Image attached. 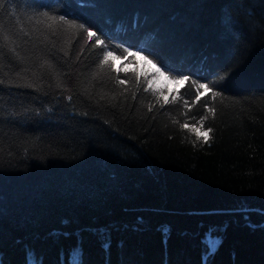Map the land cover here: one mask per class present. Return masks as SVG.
<instances>
[{"label": "trees", "instance_id": "16d2710c", "mask_svg": "<svg viewBox=\"0 0 264 264\" xmlns=\"http://www.w3.org/2000/svg\"><path fill=\"white\" fill-rule=\"evenodd\" d=\"M3 4L0 264H264V0Z\"/></svg>", "mask_w": 264, "mask_h": 264}, {"label": "snow or ice", "instance_id": "6c2138e0", "mask_svg": "<svg viewBox=\"0 0 264 264\" xmlns=\"http://www.w3.org/2000/svg\"><path fill=\"white\" fill-rule=\"evenodd\" d=\"M3 7H4L3 0H0V9H2ZM59 20L60 21H63L65 24H68L69 23V21L65 19V15H60L59 16ZM79 27L80 28H85V25L83 23H81L79 25ZM87 34H88V38L89 39H91L94 35H96V33L91 32V31H88ZM111 55H112V52L109 51L107 53V55L105 56V60H107V58L109 56H111ZM145 59H147V57H145ZM162 63L163 62L161 61V64ZM169 70L170 69L165 68V71H169ZM117 71H119V70H117ZM158 71H159V69H158ZM188 79H189L188 76H183L182 79H178L176 82L177 83H183L184 81H187ZM122 83H123V81H122ZM216 83L217 82H213V84H212V87L213 88L216 87ZM199 87L200 88H208V85L202 83V84L199 85ZM163 99H164L165 103L168 102V97L167 96H164ZM149 110H151V109H149ZM183 127H188V125L185 124V125H183ZM211 131H212L211 128H209V129H207L206 131H203V132H201V131H199L197 129L198 138H202L203 141H204V143H208L209 140L211 139V137L209 135L211 133ZM247 218L248 217L245 216V219H247ZM140 222L142 223V221H140ZM249 226H251V225H249ZM161 231H162L165 239H167L168 234H169V231H170L169 228L167 226H164V227H162ZM99 235L101 237V241H102L103 248L105 250H108L110 248V238H109L107 232L106 231L105 232H102ZM219 244H220L219 238L218 237H213L209 233L206 236L205 240H204V245H205V248H206V254L207 255L214 254L216 252V250L218 249ZM29 264H38V262L36 261L34 255L32 253H29ZM70 264H81L79 250H73L72 251L71 258H70Z\"/></svg>", "mask_w": 264, "mask_h": 264}, {"label": "rangeland", "instance_id": "374dc122", "mask_svg": "<svg viewBox=\"0 0 264 264\" xmlns=\"http://www.w3.org/2000/svg\"><path fill=\"white\" fill-rule=\"evenodd\" d=\"M135 58L139 61V65L151 73V82L154 85H165L167 88H176L178 86L177 82L169 79L157 66L145 59L143 55L135 53Z\"/></svg>", "mask_w": 264, "mask_h": 264}]
</instances>
